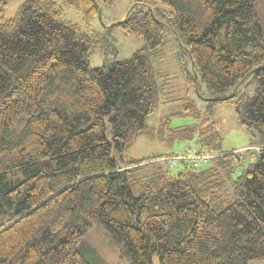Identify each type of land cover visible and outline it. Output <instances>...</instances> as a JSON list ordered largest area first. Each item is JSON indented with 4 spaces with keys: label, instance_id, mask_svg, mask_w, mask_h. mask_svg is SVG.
Here are the masks:
<instances>
[{
    "label": "trees",
    "instance_id": "trees-1",
    "mask_svg": "<svg viewBox=\"0 0 264 264\" xmlns=\"http://www.w3.org/2000/svg\"><path fill=\"white\" fill-rule=\"evenodd\" d=\"M9 1L0 0V264H90L84 251L96 226L127 264L264 261L261 0L135 3L106 33L118 27L142 47L100 67L89 61L102 32L64 21L51 0H25L6 18ZM99 1L67 3L94 21ZM174 48L189 90L201 82L209 109L234 107L259 147L255 160L223 151L215 123L200 120L191 100L152 133L146 121L166 89L153 61ZM245 82L250 97L239 95ZM184 117L194 123L170 125ZM155 135L214 157L196 170L169 167L166 155L129 156Z\"/></svg>",
    "mask_w": 264,
    "mask_h": 264
},
{
    "label": "rangeland",
    "instance_id": "rangeland-1",
    "mask_svg": "<svg viewBox=\"0 0 264 264\" xmlns=\"http://www.w3.org/2000/svg\"><path fill=\"white\" fill-rule=\"evenodd\" d=\"M24 1L10 0L4 10V16L6 18L12 17ZM51 1H54L61 9L64 21L75 24L82 30L89 29L103 33L105 40L98 43L94 48L93 55L89 61L91 67H100L105 59L108 61L126 59L143 45V40L140 37H126L118 27H114L112 31L106 33V26L123 18L133 4L140 1L147 2L148 0H115L112 4H105L100 0V19H95L94 21H88L82 17L68 5L67 0ZM256 8L264 34V0H261ZM113 48L117 51L114 56L111 55V49ZM175 53H177V50L174 48L172 51L167 52L164 58L153 61V68L158 76L157 81L160 83L164 82L166 89L159 96L160 103L157 111L146 121L148 127L152 129V133L157 135V126L161 118L181 110L184 103L191 100L199 109L200 120L207 119L208 122L215 123L223 139L221 144L223 151H239L245 161L252 162L255 160L259 147L255 142H252L250 134L237 123L234 107L222 102L209 109V99L212 96L201 82L198 86V92L194 89L189 90L190 87L185 84V74L180 72ZM186 63L187 69L191 72V65L187 59ZM253 92V84L245 82L239 86V95L245 94L250 97ZM193 123L194 120L191 117H184L171 119L170 125L178 127ZM156 135L154 138L152 137V140L145 136L140 137L132 145L129 156L142 159L155 155H171V152L182 151L185 147L194 145V142L170 145L159 141ZM179 169L180 167L171 172H176ZM88 243L89 248L84 251V257L90 264H127L125 259H121L109 249L98 226L92 230ZM248 264H264V261H251Z\"/></svg>",
    "mask_w": 264,
    "mask_h": 264
},
{
    "label": "built area",
    "instance_id": "built-area-1",
    "mask_svg": "<svg viewBox=\"0 0 264 264\" xmlns=\"http://www.w3.org/2000/svg\"><path fill=\"white\" fill-rule=\"evenodd\" d=\"M213 155L200 152L196 148L187 146L182 151H176L171 155H166L163 160L168 162L169 167L178 165H189L193 169L199 170L208 165Z\"/></svg>",
    "mask_w": 264,
    "mask_h": 264
},
{
    "label": "water",
    "instance_id": "water-1",
    "mask_svg": "<svg viewBox=\"0 0 264 264\" xmlns=\"http://www.w3.org/2000/svg\"><path fill=\"white\" fill-rule=\"evenodd\" d=\"M99 14H100V12H99Z\"/></svg>",
    "mask_w": 264,
    "mask_h": 264
}]
</instances>
